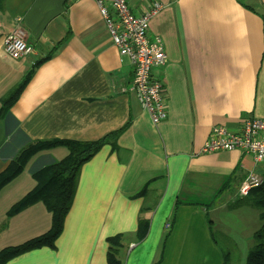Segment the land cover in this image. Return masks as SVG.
Masks as SVG:
<instances>
[{
    "label": "crops",
    "instance_id": "obj_1",
    "mask_svg": "<svg viewBox=\"0 0 264 264\" xmlns=\"http://www.w3.org/2000/svg\"><path fill=\"white\" fill-rule=\"evenodd\" d=\"M154 1L163 7L149 20L148 36L162 39L167 56L152 69L167 110L158 124L124 91L132 66L94 0H0V97L41 60L0 118V171L31 141H93L125 126L115 149L104 144L82 164L55 247L5 264H107L106 238L116 234L120 264H222L209 212L264 165L241 150L200 148L214 125L239 131L245 117L264 118V0H126L136 15ZM15 18L28 45L19 58L3 51ZM66 154L63 145L37 152L0 190L1 242L18 244L49 229L41 203L6 212L35 186L37 171ZM139 218L147 224L142 239Z\"/></svg>",
    "mask_w": 264,
    "mask_h": 264
},
{
    "label": "trees",
    "instance_id": "obj_2",
    "mask_svg": "<svg viewBox=\"0 0 264 264\" xmlns=\"http://www.w3.org/2000/svg\"><path fill=\"white\" fill-rule=\"evenodd\" d=\"M40 62L41 60L35 61L21 79L0 97V118L4 117L8 108L18 99ZM124 127L111 131L93 141L70 139L34 140L18 150L15 156L0 171V190L21 173L26 162L37 152L56 145H63L67 149V154L60 161L46 165L37 171L34 174L36 180L35 186L12 204L6 212L7 217H10L35 203H41L50 213L49 229L21 243L0 249V264H5L13 257L33 249L55 247L54 243L62 231L64 218L70 209L74 197L78 174L82 164L94 156L104 144H110L115 149V140ZM261 176L263 178L262 183L257 187L251 188L235 204V206L240 204L257 209L260 221L258 228L253 231L252 245L247 252L245 264H264V172ZM145 187L143 186L132 197L142 194ZM208 223L211 227L212 222L209 219ZM146 229V222L139 218L136 231L139 239L143 238ZM120 239V234L106 238L107 264H120L117 259L118 249L121 244ZM214 241H216L215 237ZM227 260L228 257L223 250L222 264H228Z\"/></svg>",
    "mask_w": 264,
    "mask_h": 264
},
{
    "label": "built area",
    "instance_id": "obj_3",
    "mask_svg": "<svg viewBox=\"0 0 264 264\" xmlns=\"http://www.w3.org/2000/svg\"><path fill=\"white\" fill-rule=\"evenodd\" d=\"M111 41L120 56H126L132 66V79L124 91L132 92L150 121L158 124L167 117L163 82L152 74V69L167 61L165 47L159 36H148L149 20L163 4L154 1L141 13H132L126 0H94ZM3 38V51L7 56L19 58L27 53L26 34L18 25ZM219 150H241L250 154L254 161L264 165V118L245 117L239 131L214 125L200 148L201 153ZM262 176L249 173L240 179L235 195L245 196L251 188L262 183ZM169 224L166 225L168 227Z\"/></svg>",
    "mask_w": 264,
    "mask_h": 264
},
{
    "label": "rangeland",
    "instance_id": "obj_4",
    "mask_svg": "<svg viewBox=\"0 0 264 264\" xmlns=\"http://www.w3.org/2000/svg\"><path fill=\"white\" fill-rule=\"evenodd\" d=\"M240 198L236 195L229 196L227 202L224 200L223 208L217 209L216 212H209L212 232L217 243L227 255L228 264H245L247 252L252 245L253 231L260 224L257 209L240 204L235 206ZM15 244L17 242L10 245ZM6 246L9 244L0 240V249Z\"/></svg>",
    "mask_w": 264,
    "mask_h": 264
}]
</instances>
